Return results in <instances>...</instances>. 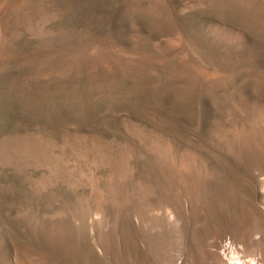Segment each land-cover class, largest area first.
Returning a JSON list of instances; mask_svg holds the SVG:
<instances>
[{"label":"rangeland","instance_id":"rangeland-1","mask_svg":"<svg viewBox=\"0 0 264 264\" xmlns=\"http://www.w3.org/2000/svg\"><path fill=\"white\" fill-rule=\"evenodd\" d=\"M221 263L264 264V0H0V264Z\"/></svg>","mask_w":264,"mask_h":264},{"label":"bare ground","instance_id":"bare-ground-1","mask_svg":"<svg viewBox=\"0 0 264 264\" xmlns=\"http://www.w3.org/2000/svg\"><path fill=\"white\" fill-rule=\"evenodd\" d=\"M225 245H227V244H225ZM227 250V248H222V253H221V255L219 254V256L217 257V260L218 261H220V262H222V254L223 253H225V251ZM224 255V254H223ZM237 256V255H236ZM226 258V257H225ZM222 264V263H221ZM235 264V263H234Z\"/></svg>","mask_w":264,"mask_h":264}]
</instances>
